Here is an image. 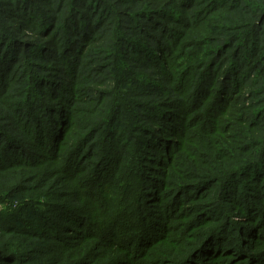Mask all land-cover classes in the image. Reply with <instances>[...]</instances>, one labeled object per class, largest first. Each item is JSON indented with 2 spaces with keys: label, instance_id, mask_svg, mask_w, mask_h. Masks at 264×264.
Returning a JSON list of instances; mask_svg holds the SVG:
<instances>
[{
  "label": "rangeland",
  "instance_id": "obj_1",
  "mask_svg": "<svg viewBox=\"0 0 264 264\" xmlns=\"http://www.w3.org/2000/svg\"><path fill=\"white\" fill-rule=\"evenodd\" d=\"M206 1L0 0V264L141 249L138 219L100 207L131 157L126 205L200 243L186 264H264V0ZM220 157L229 188L207 176ZM98 211L126 248L84 237L115 225Z\"/></svg>",
  "mask_w": 264,
  "mask_h": 264
},
{
  "label": "trees",
  "instance_id": "obj_2",
  "mask_svg": "<svg viewBox=\"0 0 264 264\" xmlns=\"http://www.w3.org/2000/svg\"><path fill=\"white\" fill-rule=\"evenodd\" d=\"M226 1L227 2H230V1L233 2V5H235V4L240 5V3L243 0H226ZM206 2H208L210 4V3L216 2V1L215 0H207ZM224 2H225V0H224ZM219 4L222 5V3H219ZM211 6H213V5H211ZM262 9H264V8H262ZM255 10L261 11V9H259V7H256ZM255 10H254V12H255ZM262 14H264V10L262 11ZM4 30H5V28H0V32H3ZM224 42L226 43V41H224ZM19 55H20V53H19ZM214 152L215 153H212L213 155H216L219 153L217 151H214ZM220 158L221 159L219 161V164L216 167H212V166L209 167V168H215V170L219 174V176L213 175V174H208L207 176L211 177L214 182H218V183L224 182V184H222V185H224V188H229L230 183L226 182V178L228 176L233 175V174H227V165L230 163L225 161L223 159V157H220ZM211 160H214V159L211 157ZM186 162L189 164L187 166H190V161L188 159H186ZM131 164H133V166ZM116 165L117 164H114L112 169H110L104 176L101 177V176H99L100 174L97 175V182L100 185H102V183H103V185H107L109 188V186L111 187V183L118 182V180H117L118 178L115 177L116 174H113V172L116 171ZM221 166H223V167H221ZM135 167H136V164L134 165L133 157H131L128 160V162L125 165H123V174L118 175V177H121V179L124 180L120 183L121 185L119 187V190L117 192L111 191V193L109 195H107V197L111 201H113L112 205H110V203L108 204L107 202H104V200H102L103 203H102V205H100V207H104V208H102V210L104 211L103 212L104 214L108 211L109 212L112 211L113 209H114V211H117L118 208L121 207L120 209L122 210V212L125 213V215L128 214L131 216V217H126V221L128 223V227L130 230H133V225H134V223L137 222V219L139 221L138 222L139 239L138 238L131 239V244L129 247H130V249H132V246L138 241L140 243L141 249H134L132 252H129V254L126 255L127 259L124 261H120L119 264H143V262H142L143 260H141L140 257L152 258L156 261V263L186 264V262L197 252V248L199 247L200 243H197V245L193 249L188 251V248H189L191 243L188 244L184 241V239L182 240V239H178L176 237V233H174V231L177 229L175 228L174 225L170 226V229H165L163 227V225L158 223V222L150 223L149 221H147V219H145L144 216L140 217V215L136 214L135 211H133V210L130 211L131 207H129V205H126L131 200V193L133 192V189L131 187L126 188L125 186H126V182H130V183L136 182V180H137V168H135ZM235 173L239 174V170L235 171ZM104 178H107V179H104ZM129 178H131V181H127ZM222 185H220V186H222ZM103 191H104V186L101 188L100 192L103 193ZM115 194L119 196L118 201H116V203L114 202L115 201V199H114ZM160 195H161L160 191H158V193L154 192V191H150L148 197L160 196ZM221 196L222 195H220L218 198H220ZM227 196H229V195H227ZM256 204L254 202H252L250 206H254L256 208L257 207ZM116 205H117V209L115 207ZM157 206H158L157 209H160L161 207H163V205H161L160 202ZM98 208H99V206H98ZM94 210L96 211V209H94ZM254 210L255 209H253V211ZM117 212L114 214H109V215H107V217H111L113 215V219H114V221H116L117 216H119V213H117ZM159 212L162 216H166L168 214V213H164L165 211H163V212L159 211ZM97 213L100 217L98 219L99 221L103 220V218H107V217H102L103 215H101L100 211H98ZM120 216H121V212H120ZM69 218H71V217H69ZM167 218H171V217H168V215H167ZM122 219H124V218H122ZM163 222H168V221H163ZM131 223H133V224H131ZM167 224H169V223H167ZM79 226L80 225H78V227ZM119 226L120 225L118 224V220H117L115 225L114 224L111 225V227H108V229H106V227H103L104 231H105V233L103 234V233L98 232V231H93V232L89 231L92 228V226L90 225L87 228V230L84 232L83 235H84V237H86L85 235L88 234L87 236H89L92 239L93 238L96 240L101 239L102 242L99 246L105 247L108 245V247H110V245H112V246H116L117 249L122 250L123 248H126L125 246H128V244L127 245L124 244L121 246L119 245V243L118 244H109L110 241L117 239L118 234H121ZM98 227H101V226H97V228ZM227 229H229V227H227ZM216 230L217 229L212 228V231L208 232V234L204 238L209 237L208 235H210L211 233L213 234V232ZM135 232L136 231H134V233ZM140 236H142V237H140ZM78 237H79V234H78ZM200 239H201V237H200ZM121 252H123V251H121ZM127 252L128 251L126 249L125 253L127 254ZM104 254H106V256H108V255H110V251L105 250ZM167 261H168V263H167ZM144 264H151V262L148 261L147 263H144Z\"/></svg>",
  "mask_w": 264,
  "mask_h": 264
}]
</instances>
